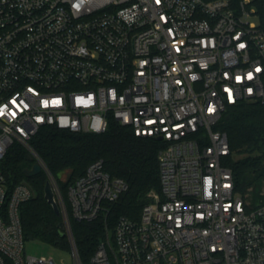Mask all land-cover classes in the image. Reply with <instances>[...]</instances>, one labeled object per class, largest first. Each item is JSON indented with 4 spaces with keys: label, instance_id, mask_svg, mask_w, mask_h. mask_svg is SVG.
Instances as JSON below:
<instances>
[{
    "label": "built area",
    "instance_id": "built-area-1",
    "mask_svg": "<svg viewBox=\"0 0 264 264\" xmlns=\"http://www.w3.org/2000/svg\"><path fill=\"white\" fill-rule=\"evenodd\" d=\"M250 103L264 104V8L250 0H0V264H57L25 254L21 207L34 194L3 174L12 145L49 174L29 144L43 128L113 123L164 142L160 191L87 264H264V201L237 191L221 129ZM49 181L73 264H85ZM126 189L93 162L70 187L71 215L93 222Z\"/></svg>",
    "mask_w": 264,
    "mask_h": 264
},
{
    "label": "trees",
    "instance_id": "trees-1",
    "mask_svg": "<svg viewBox=\"0 0 264 264\" xmlns=\"http://www.w3.org/2000/svg\"><path fill=\"white\" fill-rule=\"evenodd\" d=\"M238 5L241 0H230ZM259 9L264 0H254ZM221 129L229 136L231 155L227 165L232 170L236 189L243 195L261 191L264 186V104H241L225 115ZM30 147L56 179L69 213L73 238L82 261L90 262L101 240L113 232L121 217L140 219L148 195L160 191L159 152L163 141L136 137L130 127L113 123L102 134L73 133L57 127L43 128L30 142ZM96 161H103L105 170L127 185L119 199L106 204L107 213L93 222H78L71 215L70 187ZM27 147L15 143L1 164L10 187L28 184L33 198L21 207L25 241H40L70 252L67 236H61L58 217L45 200L46 172L27 178L24 171L36 163ZM66 172V181L58 177Z\"/></svg>",
    "mask_w": 264,
    "mask_h": 264
},
{
    "label": "rangeland",
    "instance_id": "rangeland-1",
    "mask_svg": "<svg viewBox=\"0 0 264 264\" xmlns=\"http://www.w3.org/2000/svg\"><path fill=\"white\" fill-rule=\"evenodd\" d=\"M250 1L254 2V0H250ZM49 176L52 175L50 173L47 174L48 180H49ZM262 193L264 194V186L263 189H261V191L259 190V192H255V193L249 192L248 194L250 197H252L251 198L252 202L258 205L262 201H264V196L262 195ZM25 254L27 256H33V257H53L57 262V264H73L69 252L59 250L49 244L40 241L27 240L25 243Z\"/></svg>",
    "mask_w": 264,
    "mask_h": 264
},
{
    "label": "water",
    "instance_id": "water-1",
    "mask_svg": "<svg viewBox=\"0 0 264 264\" xmlns=\"http://www.w3.org/2000/svg\"><path fill=\"white\" fill-rule=\"evenodd\" d=\"M42 172H43L42 165L39 162H36L31 169H27L24 171V175L27 178H33V177L40 175ZM58 177L61 181H66L67 173L66 172L60 173ZM44 193H45V200L53 208L55 214L58 217H61L62 216L61 209L57 202L56 195H55L53 186L50 181H47ZM58 227H59L61 236H66V233L64 232V228H65L64 223L61 222Z\"/></svg>",
    "mask_w": 264,
    "mask_h": 264
}]
</instances>
